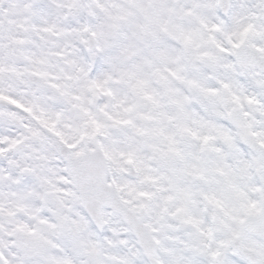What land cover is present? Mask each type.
<instances>
[{
    "label": "snow or ice",
    "instance_id": "1",
    "mask_svg": "<svg viewBox=\"0 0 264 264\" xmlns=\"http://www.w3.org/2000/svg\"><path fill=\"white\" fill-rule=\"evenodd\" d=\"M0 264H264V0H0Z\"/></svg>",
    "mask_w": 264,
    "mask_h": 264
}]
</instances>
